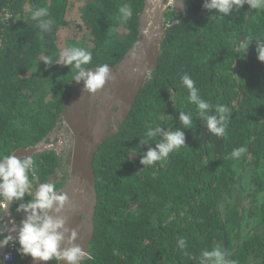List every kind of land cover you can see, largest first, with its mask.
Returning a JSON list of instances; mask_svg holds the SVG:
<instances>
[{
    "label": "trees",
    "instance_id": "obj_1",
    "mask_svg": "<svg viewBox=\"0 0 264 264\" xmlns=\"http://www.w3.org/2000/svg\"><path fill=\"white\" fill-rule=\"evenodd\" d=\"M123 3L133 9L126 24L118 18ZM203 4L188 0L183 22L167 27L158 68L120 131L95 156L98 204L91 259L84 264H197L192 257L213 247L228 250L234 264H264V62L255 41L264 39V11L251 10L243 54L236 51L250 7L210 21L216 13ZM144 5L145 0H0V156L37 146L61 119L74 70L42 61L59 59L75 46L92 52L86 67L118 64L138 39ZM40 7L54 21L50 32L42 33L31 19ZM72 12L77 17L69 21ZM183 17L166 14L168 23ZM184 74L214 108L227 105L232 112L225 134L211 133L206 146L205 122L188 102ZM239 87L244 94L237 103ZM180 112L193 116L191 129L182 128ZM154 125L181 128L186 145L145 167L140 160L160 137L140 141ZM241 147L244 152L231 157ZM33 159L41 182L62 165L52 150ZM29 200L14 202L12 214L21 216L16 208ZM18 247L13 264H26L30 256L18 257Z\"/></svg>",
    "mask_w": 264,
    "mask_h": 264
},
{
    "label": "clouds",
    "instance_id": "obj_2",
    "mask_svg": "<svg viewBox=\"0 0 264 264\" xmlns=\"http://www.w3.org/2000/svg\"><path fill=\"white\" fill-rule=\"evenodd\" d=\"M166 10H173L176 0H161ZM247 4L253 10L264 11V0H204L203 7L216 15L210 16V21L219 16H229L236 9ZM133 17V9L129 3H123L118 8V18L122 24H126ZM31 19L36 21V26L42 33L51 31L54 23L50 17L48 8H35L31 12ZM258 60L264 62V39H256ZM243 50L247 53L246 42L240 43L236 52ZM135 59V55H133ZM93 61V54L84 47H71L59 53V59L53 60L46 57L42 62L45 65L63 64L71 66L74 70L73 81H83V91L89 96H94L103 90L107 83L114 80L112 68L108 63L96 65L94 68L86 67ZM94 69V71L92 70ZM181 83L188 90V102L197 107L198 118L205 122V127L215 136L225 134L227 121L232 112L227 105H215V115H212L213 104L203 99L195 86V81L188 75L181 76ZM179 120L183 129H191L193 116L190 113L180 112ZM160 137L155 148H149L140 160L142 165L150 166L158 161L168 158L170 153L185 144V132L181 128L169 131L160 125H154L145 132L140 143L148 144L153 138ZM244 152V149L236 148L231 152V157L236 158ZM12 152L0 156V249H4L10 243L19 244L17 251L34 260L52 261L57 264H84L91 259L90 254L77 243L79 233L75 229L67 227L65 209L70 205V198L66 192H62L56 183L41 182L39 187L34 188L39 176L35 160L32 157L18 158ZM26 196L30 197L27 203H20L16 208L17 213L23 215L18 223L8 221V208L16 201H23ZM10 225H12L10 227ZM16 236L14 237V234ZM180 249H184L186 241L181 238L178 241ZM9 257H5L8 259ZM197 264H234L229 259L228 250L221 247H213L203 251L198 257H192ZM3 264V261H0Z\"/></svg>",
    "mask_w": 264,
    "mask_h": 264
},
{
    "label": "water",
    "instance_id": "obj_3",
    "mask_svg": "<svg viewBox=\"0 0 264 264\" xmlns=\"http://www.w3.org/2000/svg\"><path fill=\"white\" fill-rule=\"evenodd\" d=\"M186 1L176 0L175 4L176 11L181 12L184 17L173 23H168L166 14L175 9L166 10L161 0H145L143 11L139 15L137 41L118 64L111 65L115 79L107 83L105 88L94 96H89L83 91V81L75 82L68 102L62 111L61 120L65 122L72 139L66 140L71 144V152L66 155L69 174L59 190L66 192L71 202L64 213L67 218V227L77 230L79 233L77 243L89 254L95 233V216L98 204L97 181L94 171L95 156L104 143L120 131L132 112L141 89L158 68L167 27L183 22L187 15ZM251 10L250 8L245 33L239 40V45L246 42ZM133 55H135V59ZM92 70L94 71V69ZM239 91L237 103H240L244 94L242 87H239ZM211 114L215 115L214 106ZM204 133L206 135L204 145L206 146L211 132L206 128ZM52 148L53 146H51ZM39 152L42 151L38 146H30L17 149L14 155L18 158H33ZM59 173L54 176V181L57 180ZM40 183L41 181L38 179V187ZM8 221L9 223L14 222L11 216V205L8 208ZM28 264H57V262L55 260L44 262L31 258Z\"/></svg>",
    "mask_w": 264,
    "mask_h": 264
},
{
    "label": "flooded vegetation",
    "instance_id": "obj_4",
    "mask_svg": "<svg viewBox=\"0 0 264 264\" xmlns=\"http://www.w3.org/2000/svg\"><path fill=\"white\" fill-rule=\"evenodd\" d=\"M188 1V0H187ZM187 1H186V4H185V7L187 6ZM174 11H169V12H177V13H181V12H178V11H176L177 9H176V6L174 7ZM187 16V15H186ZM167 20V19H166ZM61 129H63L62 130V133H64V134H66V139H72V135H71V133L69 132V130L66 128V126H64V128L62 127ZM57 131V126H56V128L54 129V131L52 132V133H54V132H56ZM51 133V134H52ZM61 133V134H62ZM51 134H49V136H48V139H50V135ZM60 140V139H59ZM61 143L62 144H65V146L64 147H59V148H62V155H59L58 153H57V151L56 150H53V149H51L52 151H54L57 155H58V157H59V159L61 160V163H62V165H61V167H59L58 168V171H56L49 179H48V182L49 181H52V183H56V186H57V188L58 189H60V187H62L63 185H64V180L68 177V174H69V172H68V169H67V164H66V162H67V157H66V155H68L70 152H71V144H69V143H67V141H66V143H65V141L63 140V141H61ZM47 150H49V149H47ZM46 151V150H45ZM58 172H60L59 173V176H58V178H57V180H53V178H54V176L58 173ZM36 187H38V185H37V183H36ZM11 207H12V205H11ZM16 219H15V222L14 223H16V224H18L24 217H23V215H21V216H16L15 217ZM12 225H10V227H11ZM15 235H14V237L16 236V233H14ZM19 248V247H18Z\"/></svg>",
    "mask_w": 264,
    "mask_h": 264
},
{
    "label": "built area",
    "instance_id": "obj_5",
    "mask_svg": "<svg viewBox=\"0 0 264 264\" xmlns=\"http://www.w3.org/2000/svg\"><path fill=\"white\" fill-rule=\"evenodd\" d=\"M64 126H65V122L60 119L57 125V131L61 130L62 127L64 128ZM48 142H49V139L47 138L46 140L42 141L37 146L43 152L51 146V144H48ZM15 248H16V243H10L4 249H0V261H3V264H13L15 260L14 259V249ZM5 257H9V258L5 259Z\"/></svg>",
    "mask_w": 264,
    "mask_h": 264
},
{
    "label": "rangeland",
    "instance_id": "obj_6",
    "mask_svg": "<svg viewBox=\"0 0 264 264\" xmlns=\"http://www.w3.org/2000/svg\"><path fill=\"white\" fill-rule=\"evenodd\" d=\"M74 17H77V15H76V13L75 12H72V14L69 16V21H74L73 19H74ZM65 33V37H67L66 36V34H67V32H64ZM61 38H63V40H64V35H63V32H61ZM62 130L63 129H61V130H58V131H56V132H54V133H52L51 135H50V139H49V142H48V144H51V146H53V150H56V151H58L57 153L59 154V155H62V148H59L60 146L61 147H64L65 146V144H62L61 143V141H66L67 139H66V134H64V133H62ZM62 133V134H61ZM60 139V140H59ZM51 146L48 148L49 150H51ZM54 146H56L55 148H54ZM36 188V187H35ZM248 201H246L245 202V204L247 203ZM19 253V252H18ZM20 254V253H19ZM20 256H22V254H20V255H18V257H20ZM30 259H31V257L29 258V260L26 262V264H28L29 263V261H30ZM19 264V263H18Z\"/></svg>",
    "mask_w": 264,
    "mask_h": 264
}]
</instances>
